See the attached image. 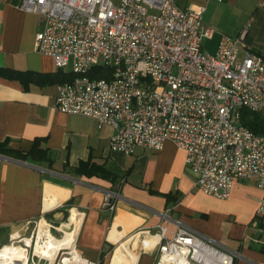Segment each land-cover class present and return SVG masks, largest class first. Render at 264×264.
<instances>
[{
    "label": "built area",
    "instance_id": "obj_1",
    "mask_svg": "<svg viewBox=\"0 0 264 264\" xmlns=\"http://www.w3.org/2000/svg\"><path fill=\"white\" fill-rule=\"evenodd\" d=\"M178 1L185 0H19L17 7L38 17L36 52L70 78L57 87L58 112L111 127L110 149L126 155L172 142L186 154L194 187L216 199L227 200L235 181L254 182L262 192L256 219L263 220L264 134L244 127L240 110L264 117V58L245 49L247 28L235 38L222 35L208 54L203 40L214 31L203 16L207 3L222 0ZM96 67L108 69L109 78H91ZM118 197L104 195L110 216ZM44 223L51 233L55 227ZM38 230L30 243L19 233L8 236L7 246L26 250L24 264L49 262L35 254ZM140 233L157 238L156 264H234L238 256L185 226L171 240L161 227ZM66 251L61 264L71 257ZM78 258L74 264H98ZM0 264L16 261L7 256Z\"/></svg>",
    "mask_w": 264,
    "mask_h": 264
},
{
    "label": "crops",
    "instance_id": "obj_2",
    "mask_svg": "<svg viewBox=\"0 0 264 264\" xmlns=\"http://www.w3.org/2000/svg\"><path fill=\"white\" fill-rule=\"evenodd\" d=\"M18 3L0 0V68L18 75L0 77V143L25 154L41 139L51 163L0 155V237L24 235L40 218L59 224L70 210L80 221L76 251L90 262L109 264L111 250L140 232L161 227L171 240L185 226L236 252L234 264H264V219H256L262 192L255 183L235 181L227 200L216 199L194 187L186 154L172 142L126 155L110 149L111 127L58 112L57 87L68 76L36 52L38 17ZM203 23L214 31L205 40L215 51L222 35L235 38L247 28L245 49L264 58V0L209 2ZM81 162L102 166L113 180L77 174ZM107 191L119 195L113 216L103 207ZM158 254L157 246L140 251L137 264H156Z\"/></svg>",
    "mask_w": 264,
    "mask_h": 264
},
{
    "label": "bare ground",
    "instance_id": "obj_3",
    "mask_svg": "<svg viewBox=\"0 0 264 264\" xmlns=\"http://www.w3.org/2000/svg\"><path fill=\"white\" fill-rule=\"evenodd\" d=\"M79 216L75 211L72 212L68 219V223L58 228L59 232L63 234L61 239L54 237L48 230V227L44 222L40 223L38 230V244L35 249V254L41 258H45L50 261V264H54L55 258L60 251L68 250L71 252V257L64 261V264H74L78 261V254L75 253L74 245L75 239L79 227ZM71 228H74L73 231ZM141 234L129 237L123 242H119L118 249L114 252L111 264H137L139 253L138 251L128 250L127 245L133 242ZM152 240H151V239ZM30 243L29 239L26 240ZM157 242V238L145 236L139 239V249L146 251L152 249ZM26 250L22 247L4 246L3 250H0V259L10 256L16 264H24L26 260Z\"/></svg>",
    "mask_w": 264,
    "mask_h": 264
},
{
    "label": "trees",
    "instance_id": "obj_4",
    "mask_svg": "<svg viewBox=\"0 0 264 264\" xmlns=\"http://www.w3.org/2000/svg\"><path fill=\"white\" fill-rule=\"evenodd\" d=\"M109 70L103 67H96L91 70L90 76L91 78H109ZM0 77L4 78H16L18 75L16 73L8 72L5 69L0 68ZM70 78H65L63 82L69 80ZM62 82V83H63ZM240 121L241 124L248 128L255 135L264 134V117L259 114L252 113L246 109L240 110ZM8 141L0 143V155L14 158L20 161L29 160L32 164L39 165L42 163H51L50 156L48 151L42 147V140L36 139L32 144V148L28 153L22 154L21 152L11 150L7 148ZM79 175L86 176H100L103 178H110L113 180V177L107 172L102 166H98L91 162H81L79 167L74 170ZM69 208L71 207V203L67 204ZM7 243H3L2 245H6ZM264 250V247L262 248Z\"/></svg>",
    "mask_w": 264,
    "mask_h": 264
},
{
    "label": "rangeland",
    "instance_id": "obj_5",
    "mask_svg": "<svg viewBox=\"0 0 264 264\" xmlns=\"http://www.w3.org/2000/svg\"><path fill=\"white\" fill-rule=\"evenodd\" d=\"M113 1V3L115 4V5H118L119 3H120V0H112ZM190 1L191 0H185V1H178V5L179 6H181V7H185V6H187L189 3H190ZM203 47H204V51L205 52H207L208 54H210V55H214L215 54V50H214V44H213V42H211V41H207V40H203ZM241 183V182H240ZM243 183V182H242ZM245 183H247V182H244V184ZM247 185H252V184H250L249 182L247 183ZM69 216H70V210H69V212L68 213H66L65 215H64V218H63V220L59 223V224H55V223H51V222H49L48 220H44L43 218H40V219H38L37 221H36V223H33V224H31L30 225V227L28 228V230H27V233H25L24 235H22L24 238H26V240H27V238L28 237H30V235H31V233L32 232H34V234H36V231L38 230V225H40L39 224V222L40 221H42V222H47V223H49L50 225H52L53 227H55V228H52L51 229V233H52V235L54 236V237H56V238H58V239H61L62 237H63V234L61 233V232H59L56 228H60V226L62 225V224H66V223H68V218H69ZM41 222V223H42ZM74 230V228H71V230H69V231H73ZM145 236H143V235H140L139 237H137V239H135L133 242H131V243H129L128 245H127V249L128 250H134V251H138V252H140L141 250L139 249V247H140V245H139V239L140 238H144ZM6 236L5 235H2L1 237H0V246L3 244V243H7L6 242ZM151 239V238H150ZM152 240V239H151ZM16 246H20V244L19 245H16ZM118 247H119V244H118V246L115 248V249H112L111 250V258H110V261H109V264H111V259H112V256H113V254H114V252L118 249ZM66 250H64V251H61L60 253H58V256L56 257V260L54 261V264H61V261H62V259L63 258H66L67 257V255H66ZM30 254H32V249L30 250ZM41 264H50V261L49 262H45V261H41Z\"/></svg>",
    "mask_w": 264,
    "mask_h": 264
}]
</instances>
